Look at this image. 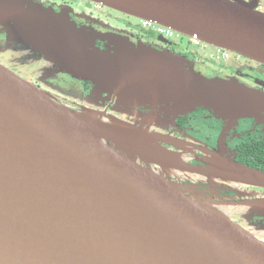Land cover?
Here are the masks:
<instances>
[{"label": "water", "instance_id": "water-1", "mask_svg": "<svg viewBox=\"0 0 264 264\" xmlns=\"http://www.w3.org/2000/svg\"><path fill=\"white\" fill-rule=\"evenodd\" d=\"M88 1L264 65L260 4ZM28 4L0 1V25L39 49L56 73L90 83L93 97L151 114L140 115L146 124L139 126L77 111L0 64V264H264V240L223 211L264 217V197L217 204L198 185L171 178L178 171L264 190V171L219 154H210L208 167L190 165L154 130L163 117L197 108L224 119L262 117L264 94L235 81H200L183 58L121 45ZM98 41H109L107 49Z\"/></svg>", "mask_w": 264, "mask_h": 264}, {"label": "flooded vegetation", "instance_id": "flooded-vegetation-1", "mask_svg": "<svg viewBox=\"0 0 264 264\" xmlns=\"http://www.w3.org/2000/svg\"><path fill=\"white\" fill-rule=\"evenodd\" d=\"M41 1V0H40ZM48 8H52L54 12L61 15L60 9L66 11L67 17L71 23L82 29L92 26L97 31L109 34H118L136 43L137 46L150 47L160 52H168L188 62L195 71L202 73L212 80L233 81L238 80L242 84L257 90L264 94V78L258 79L248 72V68L257 67L264 72V65L255 62L249 58L227 51V58L224 59V65L220 68H213L211 71L207 68L204 61H198L194 56L192 47L185 46L183 41L177 39H168L162 35H158L153 28H147L143 25V20L139 19V23L134 21V17L117 10L108 8L102 4L91 2L88 0H45ZM235 1V0H231ZM245 3L262 4L264 0H241ZM51 5V6H50ZM114 10V14H109ZM16 32L10 27L0 25V64L8 68L11 72L24 80L34 84L42 90L54 94L60 101V98L67 102V105L74 110L80 111L84 108L97 109L99 106H106V111L115 110L116 102L108 101V96L103 95L102 98L91 96L93 86L85 81L77 80L70 75L64 73H53L48 70L46 63L48 58L39 49L20 42L15 38ZM101 49H107L108 43L97 42ZM211 45L208 46V48ZM214 47V46H212ZM207 48V49H208ZM216 48V47H215ZM224 50V49H223ZM231 53L237 56L227 66ZM189 54V55H188ZM219 58V57H218ZM219 60V59H218ZM34 61L41 68L39 74L33 79H28L22 75L17 62ZM186 64V65H188ZM264 76V74H263ZM214 78V79H213ZM137 109V108H136ZM142 116H148L151 111L143 108L137 109ZM122 111V110H121ZM120 112V111H119ZM156 112V111H155ZM123 111L120 117L124 118ZM264 116L237 118L231 117L224 119L218 117L213 111L204 108H197L191 113L167 118L163 117L158 127L154 130L164 136L170 137L171 144H164L170 150H179L182 158L193 166L208 167L210 154H219L225 158H231L241 164L247 165L257 170L264 171ZM109 121V119H105ZM172 142L185 144L175 146ZM191 145V146H190ZM188 158V159H187ZM174 181H180L185 184H196L201 190H206L210 184L205 180H189L188 178L171 177ZM211 183V182H210ZM217 188L216 186H214ZM213 188V187H212ZM250 192V193H249ZM223 194V193H222ZM227 194V195H225ZM206 197L213 203L228 202L223 199L224 196L230 198L231 201H243L247 199L260 198L264 195V190L245 186H231V189L222 196L212 195L208 190ZM226 200V201H225ZM233 212V211H232ZM231 218L238 224L242 225L251 232H255L254 228L261 227L264 224V217H256L254 219H246L245 216L231 215ZM251 225V226H250ZM255 234L264 240V233Z\"/></svg>", "mask_w": 264, "mask_h": 264}, {"label": "rangeland", "instance_id": "rangeland-1", "mask_svg": "<svg viewBox=\"0 0 264 264\" xmlns=\"http://www.w3.org/2000/svg\"><path fill=\"white\" fill-rule=\"evenodd\" d=\"M0 1H3V3H10L11 1H13V0H0ZM29 4L28 5H30V6H32L33 7V9L34 8H38L39 10H41V11H46L45 13H46V15H51V14H49L48 12H54V10L52 9V8H48L47 6H48V4H51V3H47L45 0H26ZM262 5H264V3H262ZM35 6V7H34ZM51 6V5H50ZM60 11H61V15L62 16H66L67 17V15H66V11H64V10H62V9H60ZM104 11H110V10H108V9H106L105 8V10ZM114 10H111L110 12H108L109 14H112L113 16H117V17H120L119 15H116V14H114L115 12H113ZM58 13L56 12V15H57ZM129 16H131V15H129ZM133 17V16H132ZM135 19H134V21L135 22H137V23H139L140 21H139V18H136V17H134ZM76 25V24H75ZM86 29L88 30V31H90V32H92V33H94L96 36H99V37H104V38H107L108 39V37H105L106 36V33H103L102 31H97V30H95L91 25L90 26H88V27H86ZM111 35H114V36H116V38H114L116 41H118L119 43L121 42V45H122V43L124 42V41H127V42H129V43H127V44H129L130 46H132V48L133 47H138L137 46V44L136 43H133V42H130V40H128L127 38H125V37H123V36H119L118 34H114V33H112ZM176 41H181V40H176ZM183 42H179V43H184V45L185 46H190V47H192L191 48V50H193V52L195 53L194 54V56L198 59V61H204L205 62V64L207 65V68L209 69V70H211V71H213L214 69L213 68H220V66L221 65H224L223 63H225V61H224V58L218 53V49H216L215 47H212V46H210L208 49H201V48H196V47H193V46H191L190 44H189V41H188V37H186V38H183V40H182ZM108 43H109V41H107ZM117 43V42H116ZM118 43V44H119ZM120 45V44H119ZM121 45L119 46V48H118V50H122V48H121ZM102 48V47H101ZM122 54H123V52H122ZM189 55V54H188ZM219 57V58H218ZM234 57L235 56H233L232 55V53H231V56H230V59L227 61V66H231V63L233 64L234 62H232L233 60H234ZM219 59V60H218ZM235 59H238V57L236 56L235 57ZM235 61V60H234ZM141 64H146L145 62L144 63H141ZM185 64H188V62H186ZM16 65L17 66H19V70H20V72L22 73V75H24V76H26L28 79H33V78H35L36 77V75L37 74H39V72L41 71V68L40 67H38V64L37 63H35L34 61H28V62H21V63H19V62H17L16 63ZM186 66V68H187V70L188 71H192L193 73H194V75L196 76V77H198V79L200 80V81H204V80H212V78H209V77H206L205 75H203L202 73H200V72H197V71H195L191 66H189V64L188 65H185ZM46 67H48V70H50L51 72H53V73H56V71H57V68L56 67H54L49 61H48V63H46ZM248 72L250 73V74H252V75H254V77L255 78H258V79H261V78H264V76H263V74H264V72H263V70L261 71L260 69H258L257 67H250V68H248ZM57 74V73H56ZM214 79V78H213ZM220 81H222V79H220ZM233 81H235V82H237V83H239V84H241V85H243V86H246V85H244V84H242L241 82H239L238 80H233ZM229 82H231V79H230V81ZM246 87H248V86H246ZM248 88H250V87H248ZM218 90H220L219 88H218ZM51 94V93H50ZM53 96H55L54 94H52ZM91 96H93V95H91ZM55 97H57V96H55ZM108 101H111V102H115V101H113L111 98H109V96H108V99H107ZM60 101H62L61 103H63V104H65L66 106H68L67 105V102L64 100V99H62V98H60ZM69 107V106H68ZM115 110H113L114 112H112V111H109L108 112V110L106 111L105 109H106V106H99V107H97V109H92V110H94V111H96V112H99V113H106L107 114V117L109 118V117H114V118H119V119H122V120H124V121H127V122H129V123H131V124H136V125H139V126H145V124H146V121H145V119L142 117L141 118V116H140V114H139V111L137 110V109H140V108H143V109H145V110H149L148 108H151V107H138L137 109H134L133 111L132 110H128V109H126L125 107L123 108V107H118V105H117V102H116V105H115ZM123 108V109H122ZM88 109H91V108H88ZM126 109V110H125ZM123 111V115H125L124 116V118H121L120 117V112H122ZM120 111V112H119ZM142 115V114H141ZM218 115V117H223V115H221V114H217ZM145 116V115H144ZM147 116V115H146ZM227 119H230V116L227 118ZM231 120V119H230ZM163 147L164 148H166L164 145H163ZM168 149V148H167ZM170 150V149H169ZM170 151H172L173 153H175L177 156H182L181 154H179V150H177V149H175V150H170ZM188 159V158H187ZM182 161H185V157H183L182 158ZM187 162V161H186ZM188 163V162H187ZM189 164V163H188ZM191 165V164H190ZM172 174L173 175H175V177L176 178H179V176L180 177H183V178H186L185 177V175H184V173L183 172H178V171H174V172H172ZM196 178L198 179V180H205V181H207L209 184H210V186L206 189V190H201L202 191V193L201 194H204V196H206L205 195V193H206V191L208 190V193L209 192H211L212 193V195L211 196H213V195H216L217 197H219V196H222L224 193H227V191H229V189H231V186H229V187H227V186H219V184H212V183H210L209 182V179H207L206 177H197L196 176ZM180 182V181H179ZM214 185H217L218 187L217 188H215L214 187ZM213 187V188H212ZM223 193V194H222ZM250 193V192H249ZM225 195H227V194H225ZM264 197V195L262 196V197H260V198H263ZM207 198V197H206ZM208 199V198H207ZM223 199H226L227 201L229 200V201H231V196H230V198L229 197H227V196H224L223 197ZM225 200V201H226ZM248 210V209H247ZM232 211L233 212H231V215L233 214V215H241V216H245V218L246 219H254V218H256V217H258V216H253L252 215V213L253 212H247L245 209H243V208H233L232 209ZM247 214H249V215H251V217H249V216H247ZM251 226V225H250ZM251 228H254V230H255V232H257V233H264V224L261 226V227H258V228H255V226H251Z\"/></svg>", "mask_w": 264, "mask_h": 264}, {"label": "built area", "instance_id": "built-area-1", "mask_svg": "<svg viewBox=\"0 0 264 264\" xmlns=\"http://www.w3.org/2000/svg\"><path fill=\"white\" fill-rule=\"evenodd\" d=\"M258 11L264 13V8L263 7H260L258 8ZM143 25L147 28H153L155 29V32L158 34V35H162L164 36L165 38H168V39H177V40H183V38H186V36L178 33V32H175L173 31L172 29H168L166 27H163V26H159L151 21H145L143 20ZM188 41H189V44L193 47H196V48H201V49H207L208 48V44H206L205 42H203L198 36H193V37H188ZM218 49V53L224 58L226 59L227 58V52L221 48H216Z\"/></svg>", "mask_w": 264, "mask_h": 264}, {"label": "bare ground", "instance_id": "bare-ground-1", "mask_svg": "<svg viewBox=\"0 0 264 264\" xmlns=\"http://www.w3.org/2000/svg\"><path fill=\"white\" fill-rule=\"evenodd\" d=\"M105 122H109V121H106L105 120ZM172 144L173 145H178V143H174V142H172ZM180 146V145H179ZM223 211H225V212H227V213H231L232 212V208H226V209H224Z\"/></svg>", "mask_w": 264, "mask_h": 264}, {"label": "crops", "instance_id": "crops-1", "mask_svg": "<svg viewBox=\"0 0 264 264\" xmlns=\"http://www.w3.org/2000/svg\"><path fill=\"white\" fill-rule=\"evenodd\" d=\"M260 7H263L264 8V5L260 4Z\"/></svg>", "mask_w": 264, "mask_h": 264}]
</instances>
